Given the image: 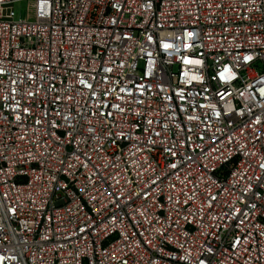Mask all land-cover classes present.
<instances>
[{
    "label": "built area",
    "instance_id": "obj_1",
    "mask_svg": "<svg viewBox=\"0 0 264 264\" xmlns=\"http://www.w3.org/2000/svg\"><path fill=\"white\" fill-rule=\"evenodd\" d=\"M0 0V264H264V0Z\"/></svg>",
    "mask_w": 264,
    "mask_h": 264
},
{
    "label": "rangeland",
    "instance_id": "obj_2",
    "mask_svg": "<svg viewBox=\"0 0 264 264\" xmlns=\"http://www.w3.org/2000/svg\"><path fill=\"white\" fill-rule=\"evenodd\" d=\"M29 15V3L26 0L14 4V21H24Z\"/></svg>",
    "mask_w": 264,
    "mask_h": 264
}]
</instances>
